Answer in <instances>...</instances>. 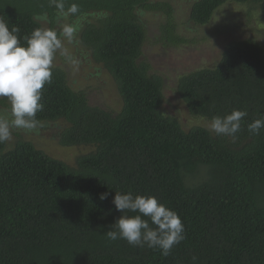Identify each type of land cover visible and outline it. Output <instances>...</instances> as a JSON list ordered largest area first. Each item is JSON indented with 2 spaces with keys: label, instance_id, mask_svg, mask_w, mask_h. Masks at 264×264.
<instances>
[{
  "label": "trees",
  "instance_id": "trees-1",
  "mask_svg": "<svg viewBox=\"0 0 264 264\" xmlns=\"http://www.w3.org/2000/svg\"><path fill=\"white\" fill-rule=\"evenodd\" d=\"M264 0H196L191 20L208 24L223 4ZM73 17L91 15L83 33L94 59L118 84L123 108L90 104L66 72L53 67L37 113L45 130L59 124L61 146H90L76 167L47 155L31 141L0 144V264H264V129L247 125L264 116V48L254 40L232 42L220 62L183 76L178 93L190 113L211 121L233 109L247 112L235 138L203 126L186 131L161 111V78L141 58L147 32L139 12L164 13L162 39L183 42L173 7L152 0H64ZM46 13L50 0H0V19L18 27L21 43ZM97 17V18H96ZM1 110L10 104L0 98ZM1 115V114H0ZM39 132V130H37ZM116 191L154 195L181 216L186 238L168 256L160 250L112 241L105 232L122 215ZM101 193H108L105 200ZM197 257L193 262V257Z\"/></svg>",
  "mask_w": 264,
  "mask_h": 264
},
{
  "label": "rangeland",
  "instance_id": "rangeland-1",
  "mask_svg": "<svg viewBox=\"0 0 264 264\" xmlns=\"http://www.w3.org/2000/svg\"><path fill=\"white\" fill-rule=\"evenodd\" d=\"M152 1L171 4L176 33L183 38L182 43L166 45L161 30L166 22L165 14L139 12L140 22L147 32L141 60L150 66L151 75L163 81L164 102L161 111L164 115L177 119L186 131L196 126L208 128L210 120L192 115L180 97L179 81L192 72L217 65L225 47L232 42L249 39L264 48V14L255 2L229 1L218 8L208 24L201 26L190 17L196 0ZM39 19L44 27L52 28L48 16ZM94 20L91 15L58 18L57 30L64 23H76L79 31L72 43L64 42L73 62H66L58 54L54 67H60L66 72L68 83L74 90L87 92L90 104L119 112L123 108V100L118 84L103 64L94 59L90 47L83 40L86 27ZM0 114L7 116L1 106ZM38 130L39 132H27L14 129L11 140L7 142V149L13 148L20 139L31 141L47 155L64 161L71 167H76L79 157L92 151L90 146H61L57 140L59 124L51 123L45 130Z\"/></svg>",
  "mask_w": 264,
  "mask_h": 264
},
{
  "label": "clouds",
  "instance_id": "clouds-1",
  "mask_svg": "<svg viewBox=\"0 0 264 264\" xmlns=\"http://www.w3.org/2000/svg\"><path fill=\"white\" fill-rule=\"evenodd\" d=\"M58 18L78 13L76 4L65 8L64 0H50ZM46 18V13L40 14ZM18 27H9L0 19V98L10 104V114L0 115V144L11 140L13 130L37 131L42 127L37 113L43 111V89L53 79L54 61L59 54L66 62H73L65 41L72 43L79 31L76 23H64L59 30L37 27L21 43ZM247 112L233 109L224 116L212 117L208 131L216 136L235 138L241 131L242 119ZM264 116L247 125L250 134L260 135ZM108 193H101L105 200ZM112 203L122 213L105 235L109 240H124L133 247L160 250L168 256L185 238V225L179 213L160 202L154 195L116 191ZM193 262L197 257H193Z\"/></svg>",
  "mask_w": 264,
  "mask_h": 264
}]
</instances>
